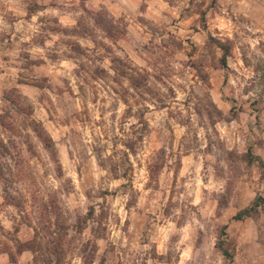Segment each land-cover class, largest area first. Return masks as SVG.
I'll use <instances>...</instances> for the list:
<instances>
[{"label": "clouds", "instance_id": "clouds-1", "mask_svg": "<svg viewBox=\"0 0 264 264\" xmlns=\"http://www.w3.org/2000/svg\"><path fill=\"white\" fill-rule=\"evenodd\" d=\"M0 264H264V0H0Z\"/></svg>", "mask_w": 264, "mask_h": 264}]
</instances>
